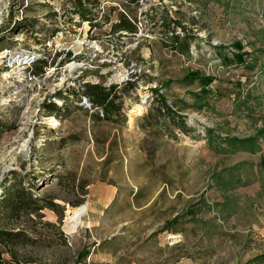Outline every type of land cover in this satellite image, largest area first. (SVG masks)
Returning a JSON list of instances; mask_svg holds the SVG:
<instances>
[{"label": "rangeland", "instance_id": "1", "mask_svg": "<svg viewBox=\"0 0 264 264\" xmlns=\"http://www.w3.org/2000/svg\"><path fill=\"white\" fill-rule=\"evenodd\" d=\"M76 2L0 0V48L41 60L14 75L0 65V193L14 176L36 177L34 192L63 208L31 215L40 242L26 254L64 264H264V138L249 149L224 141L264 129V0H95L83 5L102 22L91 29ZM122 14L135 32L111 31ZM166 22L186 29L173 49L162 43ZM125 82L124 116L113 122L76 92ZM156 94L187 133L166 114L146 117ZM50 103L63 104L59 117Z\"/></svg>", "mask_w": 264, "mask_h": 264}, {"label": "trees", "instance_id": "2", "mask_svg": "<svg viewBox=\"0 0 264 264\" xmlns=\"http://www.w3.org/2000/svg\"><path fill=\"white\" fill-rule=\"evenodd\" d=\"M95 0H77L73 13L76 14L79 19L88 22L89 28L101 27L102 22L91 18L88 10L83 8L86 3H92ZM107 21V20H104ZM162 35L166 38L170 36V43H164V47L173 49L177 45L178 36L186 33V29L182 28L180 24L174 22H166L162 24ZM136 26L129 21V18L122 14L118 21L112 23L111 31L125 30L129 32H135ZM176 30H179L177 33ZM234 48L241 49L240 43H235ZM241 54L235 56L238 62H243ZM41 60L37 59L33 63L34 65ZM33 73V72H32ZM192 78H199L197 73H194ZM209 78H205V86L208 85ZM132 88L129 82H125L120 85L111 84L109 86H103L101 84L84 83L78 87L76 92L80 95V99L90 106L91 109L99 111L103 115V119L108 121H116V116H124L121 112L122 109V96ZM155 100L156 107L150 108L147 115L154 112V116L158 118L159 115H168L170 119L176 123V127L187 133V128L182 116L172 110L167 104L166 99L156 94ZM49 115H60L64 109L63 104L58 106L57 104H48ZM62 118V117H61ZM64 119V118H62ZM158 120V119H157ZM264 129H261L258 134L252 138L239 139V138H226L225 145L229 148H252L255 147L259 138H264ZM258 137V138H257ZM259 166L264 168V158L260 159ZM61 181L58 180V184ZM82 190L84 185H79ZM36 177L25 178L21 176H14V178L6 185L2 186L0 193V264H64L65 261H48L39 262L31 255L26 254V249H32L36 247L40 238L35 234L33 228L35 217H40V211L44 208H48L55 213H58L60 206L54 202V196L49 193L37 194L34 192L36 189ZM71 190H75L76 185L70 186ZM63 209V208H60ZM24 223V224H23ZM23 225V226H22ZM34 233V234H33ZM3 254H7L8 258L4 259ZM87 255V252H81L78 259H82ZM258 260H264V255L258 256Z\"/></svg>", "mask_w": 264, "mask_h": 264}, {"label": "built area", "instance_id": "3", "mask_svg": "<svg viewBox=\"0 0 264 264\" xmlns=\"http://www.w3.org/2000/svg\"><path fill=\"white\" fill-rule=\"evenodd\" d=\"M19 12L21 13V10ZM84 23L87 24V22ZM37 58V55L30 49L18 53L14 60V48H0V65L10 70L13 75L14 69L20 72L25 71Z\"/></svg>", "mask_w": 264, "mask_h": 264}, {"label": "bare ground", "instance_id": "4", "mask_svg": "<svg viewBox=\"0 0 264 264\" xmlns=\"http://www.w3.org/2000/svg\"><path fill=\"white\" fill-rule=\"evenodd\" d=\"M71 65V64H70ZM69 65V66H70ZM141 110H142V107L141 106H137L133 111H132V113L133 114H138V113H140L141 112Z\"/></svg>", "mask_w": 264, "mask_h": 264}]
</instances>
